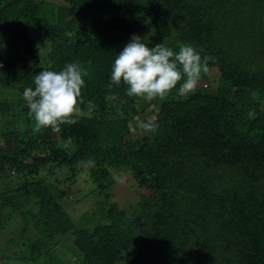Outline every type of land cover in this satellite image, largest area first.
Segmentation results:
<instances>
[{"label":"trees","instance_id":"16d2710c","mask_svg":"<svg viewBox=\"0 0 264 264\" xmlns=\"http://www.w3.org/2000/svg\"><path fill=\"white\" fill-rule=\"evenodd\" d=\"M133 34L212 57L211 86L109 89ZM70 63L88 72L77 123L36 132L23 91ZM84 164L87 224L68 195ZM123 174L132 209L113 199ZM0 230L3 264H264V0H0Z\"/></svg>","mask_w":264,"mask_h":264},{"label":"clouds","instance_id":"9594fccd","mask_svg":"<svg viewBox=\"0 0 264 264\" xmlns=\"http://www.w3.org/2000/svg\"><path fill=\"white\" fill-rule=\"evenodd\" d=\"M209 60L213 58H202L191 45H182L174 52L162 43L149 47L140 36L133 34L114 60L108 87L111 89L123 82L128 86L130 97L164 100L183 78L178 94L187 96L194 92L201 74L209 71ZM87 75V70L76 63L60 71L42 70L35 75V87L26 88L23 99L35 121L36 132L47 128L58 132L62 124L77 123L74 117L78 104L82 103L81 89ZM138 126L144 132H155L158 128L154 119L141 121Z\"/></svg>","mask_w":264,"mask_h":264},{"label":"rangeland","instance_id":"374dc122","mask_svg":"<svg viewBox=\"0 0 264 264\" xmlns=\"http://www.w3.org/2000/svg\"><path fill=\"white\" fill-rule=\"evenodd\" d=\"M214 72L210 71L207 73H202L198 84H203L204 86L210 87L211 80L215 75ZM144 116H148L151 118L154 115L151 113H142L141 115H137L136 118ZM83 166L84 167L82 172L77 177L76 182L72 185L73 189L68 192V195L70 197H73L72 201H76L72 205H70V208L71 210H73L74 214L73 218H75L76 221H85L87 224L94 219L93 211H95L97 207L95 201L100 197V194H98V190L96 189L95 184L90 177L88 165L84 164ZM133 185H135L133 178H129V176H127L126 174L120 175L119 182L115 185L113 199L116 200L124 208L130 206L129 208L132 209V204H135L138 201V194H140V189L138 190L137 185L132 187ZM91 191L92 194H90ZM85 194H88L86 198L77 201L79 197H75L76 195L83 196ZM99 219H101V216H99ZM14 228V226H10L8 230L13 233ZM8 233L9 231L7 230H0V248L3 247L1 245L5 243L6 238L8 237ZM3 261V256L0 249V264H3ZM9 264L14 263L10 262Z\"/></svg>","mask_w":264,"mask_h":264}]
</instances>
